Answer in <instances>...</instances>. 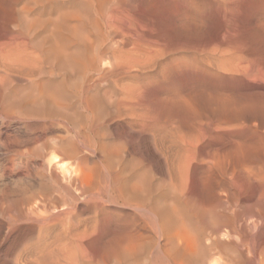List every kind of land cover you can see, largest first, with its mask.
<instances>
[{
	"label": "rangeland",
	"instance_id": "rangeland-1",
	"mask_svg": "<svg viewBox=\"0 0 264 264\" xmlns=\"http://www.w3.org/2000/svg\"><path fill=\"white\" fill-rule=\"evenodd\" d=\"M24 15H29L28 19ZM76 32L78 37L73 34ZM16 33L28 35V49L20 42L27 39L18 34L16 39ZM53 35L62 49H68L63 59L52 51L56 48V42L49 41ZM15 43L23 51L26 48L25 53L31 49L32 58L44 43V50L47 46L49 51L41 60L40 55L35 60L28 57L29 53H14L20 48ZM108 45L113 47L108 49ZM3 54L14 58L11 56L10 61ZM85 57L97 59L88 61ZM15 63L18 67L13 66ZM31 90H35L33 94ZM0 97V140L15 135L20 140L33 139L32 145L44 141V148L37 143L31 149L29 142L22 145L23 149L19 146L17 155L0 148V167H5L0 168V186L12 181L35 184L34 176L40 172L37 168L41 170L43 164L40 154L56 136L60 137L56 140L73 142L80 149L79 158L84 161L80 162V178L86 193L70 191L76 199L73 211L81 227L78 230L89 226L94 231L76 242L64 238L73 246L78 240L80 244L75 249L67 242L75 251L73 254L68 250L69 259L81 254L69 264H121L122 260L126 264H170V259L171 264H177L167 245L173 239V246H183L178 236L182 228L197 245L196 252L183 264H264V0H0ZM4 98L10 101L5 103ZM117 137L123 146L118 145L121 141ZM114 148L120 151L118 156ZM23 150L33 151L36 157L27 154L29 158H24ZM87 173L90 178L85 177ZM136 183L142 186L139 195L130 193ZM123 186L126 192L121 191ZM3 211L0 207V264H38L26 258L27 245L33 243L28 240L37 234V227L23 221L8 230L6 219L1 218ZM57 224L54 232L62 226ZM54 235L45 239L53 241ZM122 242H127L128 251L112 255L111 248ZM44 261L39 264L53 263Z\"/></svg>",
	"mask_w": 264,
	"mask_h": 264
},
{
	"label": "bare ground",
	"instance_id": "bare-ground-1",
	"mask_svg": "<svg viewBox=\"0 0 264 264\" xmlns=\"http://www.w3.org/2000/svg\"><path fill=\"white\" fill-rule=\"evenodd\" d=\"M24 9V8H23ZM26 9V8H25ZM32 10V9H31ZM24 12V11H23ZM25 13V12H24ZM28 13V12H27ZM27 13H25V14H27ZM23 14V13H22ZM30 15V14H29ZM29 15H26V16H29ZM25 15H24V17H26ZM38 16V15H37ZM40 16V15H39ZM66 16V15H65ZM36 17V16H35ZM40 17H42V16H40ZM76 17V16H75ZM30 18H32V17H30ZM33 18H34V16H33ZM26 19H28L27 17H26ZM42 19V18H41ZM54 19H56V18H54ZM58 19L59 18H57V20H55V21H58ZM77 19V18H76ZM33 20V19H32ZM31 20V21H32ZM38 21V20H37ZM52 22V24H53V22L54 21H51ZM69 22V21H68ZM34 23V22H33ZM64 23V22H63ZM70 23V22H69ZM34 24H36V23H34ZM38 24H40V23H38ZM57 24V23H56ZM55 24V25H56ZM65 24V23H64ZM64 24H63V26H64ZM67 24V23H66ZM29 25V24H28ZM37 25V24H36ZM70 25V24H69ZM72 25V24H71ZM74 26H75V23L73 24ZM46 26H48V24H46ZM50 26V25H49ZM52 26V25H51ZM50 26V27H51ZM62 26V25H61ZM74 26L72 27V28H74ZM76 26H77V24H76ZM76 26H75V28H76ZM26 27V26H25ZM31 28V27H30ZM62 28V27H61ZM66 28V26L64 27V29ZM68 28V27H67ZM75 28H74V30H75ZM78 28V27H77ZM29 29V28H28ZM51 29V28H50ZM49 29V30H50ZM63 29V28H62ZM63 29V30H64ZM31 30H33V29H31ZM31 30H30V32H31ZM49 30H47V31H49ZM70 30H71V28H70ZM78 30V29H77ZM76 30V31H77ZM80 30H82L83 31V28L82 29H80ZM80 30H78V32H81ZM20 31V30H19ZM19 31H17V32H19ZM38 31V30H37ZM69 31V30H68ZM46 32V31H45ZM51 31H49L48 33H50ZM72 32H73V29H72ZM42 33H44V32H42ZM42 33H40L41 34V36H42ZM52 33H54L53 31H52ZM52 33H51V35H52ZM18 33H16L14 36H15V38H16V35H17ZM21 34H24L23 32L21 33ZM30 34V33H29ZM40 34H38L37 36H39ZM73 34H77V32L76 33H73ZM81 34V33H80ZM31 35V34H30ZM45 37H46V35H45V33L43 34ZM70 35V34H69ZM82 35V34H81ZM17 36H19L20 38H25V39H27V40H20V42L23 44V45H25V44H27V42H28V35L25 37V35L24 36H20L19 34L17 35ZM32 36V35H31ZM36 36V35H35ZM48 36V35H47ZM56 36V35H55ZM55 36L53 35L52 37H54L53 39H50L49 41H51V40H53V42H56V43H54L53 45H55L56 46V48L54 49V47H53V49H52V51H55V54H56V56L58 57V58H64L63 56H65V53L66 52H68V51H66V49H62V47L59 45V40H56L55 39ZM58 36V35H57ZM71 36V35H70ZM13 37V36H12ZM11 37V38H12ZM30 37V36H29ZM51 37V38H52ZM76 37H78V34L76 35ZM80 37H82V36H80ZM83 37H85V36H83ZM88 37V36H87ZM20 38H18V39H20ZM38 38H40V37H38ZM37 38V39H38ZM42 38V37H41ZM65 38V37H64ZM14 39V38H13ZM17 39V38H16ZM16 39H14L13 41L14 42H16L17 41V43H18V41L19 40H16ZM32 39V38H31ZM58 39V38H57ZM84 39V38H83ZM90 39V38H89ZM40 40V39H39ZM63 40V39H62ZM33 41L35 42L36 41V38H34L33 39ZM33 41H31V42H33ZM86 41H87V38H86ZM9 42V41H8ZM33 42V43H34ZM89 42V41H88ZM17 43H15L16 44V46L17 47H20V48H16V46L14 45V44H12V46L14 45L15 46V48H16V50L17 51H15L14 50V53H16V52H21L22 53V51H23V49L21 48V46L19 45L18 46V44ZM91 43V42H90ZM89 43V44H90ZM110 43V42H109ZM8 44V43H7ZM7 44H6V46H7ZM21 44V45H22ZM29 44V47L31 46L30 45V43H28ZM48 44H50L49 42H48ZM61 44V43H60ZM75 44V43H74ZM88 44V45H89ZM23 45H22V47H23ZM33 46H31L32 47V50L34 49L33 47H34V44H32ZM47 45V44H46ZM64 45H66V44H64ZM86 45H87V43H86ZM92 45V44H91ZM90 45V46H91ZM106 45V44H105ZM105 45H104V47H105ZM5 46V47H6ZM9 46V45H8ZM11 46V45H10ZM11 46V47H12ZM26 47H27V45H25ZM43 46H45V43H44V45ZM43 46H39L40 48H39V53L37 54V56H34V58H32L31 57V55L32 54H30V51H31V49L30 50H27V53H25V49H24V54H27V55H29L30 54V56H28V57H31V59H35V57H39V55H40V57H39V59L40 58H44L45 57V55H46V53L49 51V49L47 48V46H46V49L44 50V47ZM74 46V45H73ZM5 47H3V49H5ZM80 47V46H79ZM82 47V46H81ZM89 47V46H88ZM88 47H84V48H88ZM108 49H111L110 47H113L112 45L111 46H109L108 45ZM12 48H14V47H12ZM11 48V49H12ZM50 48V47H49ZM72 47H70V50H74V47H73V49H71ZM90 48V47H89ZM91 48H92V46H91ZM90 48V49H91ZM10 49V48H9ZM22 49V50H21ZM27 49H28V47H27ZM103 48H101V50H102ZM6 51H8V49H5ZM34 50H36V49H34ZM51 50V49H50ZM64 50H65V52H64ZM68 50V49H67ZM69 50V51H70ZM100 50V49H99ZM5 51V52H6ZM12 51V50H11ZM29 51V52H28ZM38 51V50H37ZM36 51V52H37ZM77 51V50H76ZM75 51V52H76ZM81 51H82V49H81ZM85 51H86V49H85ZM85 51H84V53H85ZM104 51H107V47H106V49L105 50H103L102 51V53L104 52ZM5 52H3V53H5ZM18 52V53H19ZM32 52V51H31ZM80 52V51H79ZM29 53V54H28ZM83 53V52H82ZM83 53V54H84ZM92 53V52H91ZM94 53V52H93ZM102 53H100V55L102 54ZM106 53V52H105ZM9 54V53H8ZM12 55H13V53H11ZM23 54V53H22ZM21 54V55H22ZM33 54H34V52H33ZM67 54V53H66ZM97 54H98V52H97ZM6 55V54H5ZM4 54L2 55L3 57L5 56ZM11 55V56H12ZM15 55V54H14ZM13 55V56H14ZM35 55V54H34ZM80 56H82L81 54H79ZM87 55H88V51H87ZM99 55V56H100ZM103 55V54H102ZM1 56V57H2ZM9 56V55H8ZM11 56H9V57H7V55H6V57L9 59V58H11ZM12 56V58H14ZM19 56V55H18ZM99 56H95V57H98L99 58ZM105 56V55H104ZM22 56H20V58H21ZM27 57V56H26ZM84 57V56H83ZM93 57H94V55H93ZM109 57V56H108ZM107 57V58H108ZM111 57V56H110ZM117 57V56H116ZM115 56H114V58L115 59H117ZM15 58H16V55H15ZM23 58H25V57H23ZM57 58V59H58ZM81 58V57H80ZM86 58V57H85ZM100 58H104V57H100ZM8 59H5L6 60V62H7V60ZM16 59H18V57L16 58ZM15 59V60H16ZM25 59H27V58H25ZM31 59H30V62H31ZM37 59V58H36ZM35 59V60H36ZM81 59H83V58H81ZM87 59V58H86ZM88 59H89V57H88ZM87 59V60H88ZM92 60H94L93 58H91ZM91 59H89L88 61H92ZM97 59V58H96ZM95 59V60H96ZM112 60H113V58H111ZM115 59H114V62H116L115 61ZM2 60V59H1ZM3 60H4V58H3ZM2 60V61H3ZM10 60V59H9ZM18 60H19V62H18ZM17 61H16V63L18 62V63H20V64H22V63H24L25 61H21L20 62V59H18ZM22 60V59H21ZM24 60V59H23ZM41 60V59H40ZM50 60V59H49ZM49 60H47V61H49ZM60 60V59H59ZM94 60V61H95ZM105 60V59H104ZM108 60V59H107ZM10 61H12V59L10 60ZM8 62V63H12V62ZM33 61V60H32ZM38 61V60H37ZM51 61V60H50ZM55 61V60H54ZM58 61V60H57ZM62 61H65V60H62ZM86 61V60H85ZM93 61V62H94ZM28 62H29V60H28ZM36 62V61H35ZM56 62V61H55ZM75 63H76V61H74ZM92 62V63H93ZM108 62V61H107ZM110 62V61H109ZM112 62V61H111ZM15 63V64H16ZM31 63H33V62H31ZM38 63H39V61H38ZM41 63V62H40ZM65 63H67V62H65ZM87 63V62H86ZM96 63V62H95ZM113 63V62H112ZM111 63V64H112ZM14 64V63H13ZM45 64V63H44ZM80 64V63H79ZM85 64V63H84ZM88 64H90L89 62H88ZM97 64V63H96ZM114 64V63H113ZM18 64H16V65H13V66H16V67H18L17 66ZM24 65L26 66V64L24 63ZM24 65H22L23 67H24ZM28 65V64H27ZM31 64H29V66H30ZM86 65V64H85ZM92 65V64H91ZM95 65V64H94ZM21 66V65H20ZM19 66V67H20ZM28 66V67H29ZM32 66V65H31ZM35 66V68H36V65H34ZM38 66V65H37ZM48 66V65H47ZM46 66V67H47ZM68 66H69V64H68ZM93 66V65H92ZM98 66V65H97ZM39 67V69H40V66H38ZM37 67V68H38ZM79 67V66H78ZM87 67H88V65H87ZM26 68V67H25ZM31 68V67H30ZM34 68V67H33ZM44 68H45V66H44ZM73 68V67H72ZM75 68V67H74ZM86 68V67H85ZM90 68V67H89ZM10 69H12L11 67H10ZM18 69V68H17ZM28 69V68H27ZM69 69H70V67H69ZM88 69V68H87ZM95 69H97V68H95ZM31 70H37V69H32L31 68ZM45 71H46V69H44ZM43 70V71H44ZM27 71H29V70H27ZM50 71V70H49ZM24 72V71H23ZM26 72V71H25ZM31 73H32V71H30ZM34 72V71H33ZM42 72V71H41ZM36 73V72H35ZM34 73V74H35ZM39 73V72H38ZM43 74H44V72H42ZM46 73V72H45ZM48 73H50V72H48ZM47 73V74H48ZM25 74V73H24ZM33 74V73H32ZM41 74V73H40ZM39 74V75H40ZM27 75H29V77H30V74L28 73ZM35 76H37V75H35ZM34 76V77H35ZM44 76V75H43ZM42 76V77H43ZM39 79H40V76H39ZM31 80H33L32 79V76H31ZM41 80V79H40ZM64 80V79H63ZM38 81V80H37ZM50 81V80H49ZM48 81V82H49ZM31 83H32V81H31ZM35 83V82H34ZM38 84V83H37ZM36 84V85H37ZM55 85V84H54ZM61 86H62V84L60 85V88H61ZM28 87V86H27ZM45 87V86H44ZM28 89H29V87H28ZM24 90V89H23ZM61 90V89H60ZM35 91V90H34ZM33 90H31V94H33V92H34ZM48 93L47 94H50L49 93V91H47ZM37 93V92H36ZM35 93V94H36ZM40 93V92H39ZM39 93H37V94H39ZM42 93V92H41ZM43 93H46V91L45 92H43ZM17 94V93H16ZM16 94H14V95H16ZM19 94V93H18ZM12 95V94H11ZM40 96H41V94H39ZM39 95H37V96H39ZM45 95V94H44ZM44 95H42V96H44ZM46 96H48L49 97V95H45V97ZM51 96H52V94H51ZM12 96H9V98H11ZM16 97H18V96H16ZM13 98H14V96H13ZM19 98V97H18ZM47 98V97H46ZM56 98V97H55ZM0 99H1V97H0ZM5 99V101L8 99H6V98H4ZM26 99H28V98H26ZM26 99H25V101H26ZM39 99V98H38ZM9 100V99H8ZM7 100V102H5V103H8L9 101ZM44 100V99H43ZM18 101V100H17ZM21 101H22V99H21ZM24 101V100H23ZM29 101V100H28ZM35 101V100H34ZM49 101H50V99H49ZM53 101V100H52ZM55 101V100H54ZM53 101V102H54ZM126 101V100H125ZM16 102V101H15ZM31 102H33V101H31ZM43 101H41V103H42ZM23 103V102H22ZM24 103H26V102H24ZM49 103V102H48ZM129 103V102H128ZM1 104V103H0ZM12 104H13V102H12ZM45 104H46V102H45ZM44 104V105H45ZM121 104V103H120ZM14 105V104H13ZM47 105V104H46ZM125 105V104H124ZM0 106H2V104L0 105ZM16 106V105H15ZM48 106V105H47ZM53 106H55L54 104H53ZM86 106V105H85ZM21 107H22V105H21ZM28 107H29V105H28ZM35 107V106H34ZM46 106H43L42 108H45ZM57 107H60V106H57ZM3 109H5V110H7L8 108H6V107H2ZM14 108V107H13ZM24 108V107H23ZM47 108V107H46ZM48 108H50V107H48ZM62 108V107H61ZM32 109V108H31ZM39 109H40V107H39ZM90 109V108H89ZM5 110H3V113H4V111ZM9 110V109H8ZM33 110V109H32ZM41 110V109H40ZM52 110V109H51ZM63 109H61V111H62ZM66 110V109H65ZM90 110H92V109H90ZM30 111V110H29ZM35 111V110H34ZM37 111V110H36ZM58 111V110H57ZM56 111V112H57ZM60 111V112H61ZM66 111H68V110H66ZM99 111V110H98ZM112 111V110H111ZM46 112V111H45ZM44 112V113H45ZM64 112V111H63ZM1 113V112H0ZM5 113H7V111H5ZM33 113V112H32ZM43 112H42V114H44ZM114 113V112H113ZM124 113V112H123ZM14 114V113H13ZM41 114V113H40ZM97 114V113H96ZM1 115H2V117H3V114L1 113ZM7 115V114H6ZM6 115H5V117L4 118H6ZM9 115V114H8ZM7 115V116H8ZM12 115V114H11ZM10 115V116H11ZM46 115H47V113H46ZM56 115H59V114H56ZM55 115V116H56ZM114 115V114H113ZM116 116H114V117H119V115H117V114H115ZM18 116V115H17ZM44 116H45V114H44ZM59 116H61V115H59ZM123 116V115H122ZM27 117V116H26ZM117 117V118H118ZM20 118V117H19ZM9 119V118H8ZM28 119H30V118H28ZM31 119H33V118H31ZM37 119V118H36ZM48 119H51V118H48ZM55 119V118H54ZM21 120H23L22 118H21ZM25 120H27V118L25 119ZM23 121V122H27V121ZM33 120H35V119H33ZM56 120V119H55ZM59 120V119H58ZM29 121V120H28ZM31 121V120H30ZM36 121V120H35ZM41 121V120H40ZM47 121V120H46ZM46 121H44V122H46ZM90 121V120H89ZM59 122V121H58ZM98 122V121H97ZM30 123V122H29ZM36 123H37V121H36ZM39 123V122H38ZM43 123V122H42ZM61 123V122H60ZM92 123V122H91ZM95 123V122H94ZM100 123V122H99ZM33 124V123H32ZM34 124H35V122H34ZM49 124V123H48ZM31 125V124H30ZM30 125H27L28 126V128H30ZM49 125H52V124H49ZM55 125V124H54ZM102 125V124H101ZM33 126V125H32ZM42 126V125H41ZM48 126V125H47ZM53 126V125H52ZM56 126V125H55ZM89 126H90V124H89ZM92 126V125H91ZM25 127H26V125H25ZM34 127H37V126H34ZM49 127V126H48ZM60 127V126H59ZM86 127V126H85ZM27 128V130L29 131V129ZM38 128H40V127H38ZM47 128V127H46ZM49 128H51V126L49 127ZM53 128V127H52ZM58 128V127H57ZM63 128V127H62ZM91 128V127H90ZM31 129V128H30ZM48 129V128H47ZM65 129V128H64ZM88 129H89V127H88ZM25 130V129H24ZM42 130H43V128H42ZM41 129H40V131H42ZM61 130V129H60ZM81 130V129H80ZM91 130H93V129H91ZM33 131V130H32ZM38 131V130H37ZM45 131H47V130H45ZM87 131V130H86ZM95 131V130H94ZM102 131V130H101ZM100 131V132H101ZM30 132V131H29ZM84 132H85V130H84ZM83 132V134H88V131L86 132V133H84ZM90 132V131H89ZM104 132H105V130H104ZM107 132V131H106ZM105 132V133H106ZM36 133V132H35ZM45 133V132H44ZM70 133V132H69ZM97 133V132H96ZM105 133H101L100 135H102V134H104L105 135ZM11 134H13L12 132H11ZM32 134V133H31ZM46 134V133H45ZM45 134H43V135H45ZM87 134H86V138L88 137L89 138V136H87ZM125 134H126V132H125ZM1 135V134H0ZM22 135H24L23 133H22ZM37 135H39V134H37ZM42 135V136H43ZM65 135V134H64ZM89 135V134H88ZM96 135V134H95ZM110 135V134H109ZM20 136V135H19ZM25 136H27V135H25ZM31 136V135H30ZM32 136H34V135H32ZM41 136V137H42ZM61 136V135H60ZM92 136V135H91ZM90 136V137H91ZM3 137V136H2ZM35 137V136H34ZM55 137V136H54ZM57 137H59V136H56V138ZM67 137V136H66ZM76 137V136H75ZM83 137L85 138V136L83 135ZM94 137V136H93ZM102 137L103 136H101V139H102ZM19 137H17V136H15V135H13V136H8L7 138H6V140H0V148L4 151H10V152H13L12 153V155H17V153L19 152V150H18V147L19 146H21V148H22V145H26L28 142L30 143V140H32L33 141V139H26V138H24L23 140H20V139H18ZM21 138V137H20ZM30 138V137H29ZM36 138V137H35ZM53 138V137H52ZM56 138L54 139L53 138V142H52V140L50 139V142L49 143H51L52 142V144H50V146L49 147H47V148H45V149H47L46 150V152L45 153H43V154H40L41 155V158H42V160H43V164L41 165V163H39L42 167L40 168L41 170H39V168H37V170L38 171H40V172H38L37 173V175H36V177L34 176V180L36 181V183L35 184H32V183H25V182H19V181H16V182H9V183H3V184H1V186H0V207H1V210L2 209H4V211H3V215H2V217L1 218H3L4 219V221H5V219H6V222H7V226L8 227H6V228H8V230H10L11 228L14 230V228L16 227V226H18V224L20 225L21 224V222H23V221H29V223L28 224H31V225H33V224H35V226L37 227V228H35V227H32L33 229L35 228V231H36V229L38 230V231H36L37 232V234L36 235H34V234H32V239H30V240H28V241H30L31 242V240H33L32 242V244L31 245H27L26 243H27V240H26V245H27V257L26 258H28V260H33V261H35L36 263H38L39 264V261H41L42 259H43V261L44 260H48L47 262H53V263H51V264H66V262H68L69 260H74V259H76L79 255H81V254H79V252H78V256H76V255H74L76 258H74V259H71V257H70V259H69V257H68V255H71V254H69L70 252H68V250H71V253H73V254H75L74 252H72V247L71 246H69L68 245V243L65 241L64 242V238H66V237H68V238H70V240L72 241V240H75V239H81V238H83V237H85V235L88 233V231L90 232V233H92V230L94 231V229H92L91 231H90V227L88 226V224H87V228H82V230H78V228L80 227H78V218H75L76 217V214L74 213L75 211H73V206H74V200H76V199H74V197L72 196V194H71V190H73V191H75L76 193H77V195L79 194H84V193H86L85 191H84V189H86V186H85V184L83 183V181L81 180V178H80V172H81V170H80V164L81 163H84V161L83 162H81V158H79V150L76 148L77 146L75 145V143H74V145L76 146H74L73 145V142H72V144H70L69 142L68 143H66V142H64L63 141V139L62 140H59L60 139V137H59V139H57L56 140ZM69 138V137H68ZM72 138V137H71ZM79 138V137H78ZM116 138V137H115ZM118 138V140L119 141H121L122 142V140L120 139V137H117ZM36 139H38V138H36ZM49 138L47 137V140H48ZM45 140V139H44ZM54 140H56V141H54ZM75 140H76V138H75ZM79 139H77V141H78ZM86 140V139H85ZM90 140H93V138H91ZM115 140V139H114ZM114 140H113V142H114ZM74 141V140H73ZM105 141V140H104ZM92 144H93V142L92 141H90ZM112 142V143H113ZM120 142V144H118V145H120V146H123L124 144V142H122L121 143ZM38 143V141L36 142V143H34V145L35 144H37ZM41 143V142H40ZM40 143H38V144H40ZM43 143H44V141H43ZM43 143L42 144H40V146L41 147H43L44 148V145H43ZM46 143V142H45ZM84 143V142H83ZM83 143H81V145L83 146L84 144ZM87 143H89V140L87 141ZM95 143H96V141H95ZM117 143H119V142H117ZM32 144H33V142H32ZM31 143H30V146L29 147H31V146H33L31 149H33L34 148V145H32ZM79 144H80V141H79ZM90 144V143H89ZM102 144V143H101ZM103 144H104V142H103ZM102 144V145H103ZM108 144V143H107ZM114 144V143H113ZM48 145V144H47ZM105 145V144H104ZM45 146H46V144H45ZM93 146V145H92ZM111 146V144L109 145V146H107V147H109V149L112 147H110ZM114 146H116V143L114 144ZM119 146V147H120ZM25 147H27V146H25ZM24 147V148H25ZM40 147V148H41ZM85 147V146H84ZM88 147V146H87ZM102 147H104V146H102ZM118 146H117V148L116 149H120ZM20 148V149H21ZM40 148H38L39 150H40ZM42 148V149H43ZM86 148V147H85ZM97 148V147H96ZM101 148V147H100ZM100 148H99V150H100ZM1 149H0V151H1ZM23 149V148H22ZM27 149V148H26ZM28 149H30V148H28ZM84 149V148H83ZM92 149V148H91ZM108 149V150H109ZM113 149V148H112ZM115 149V148H114ZM115 149V152H117L116 153V155L118 156V153L120 152L119 150V152L117 151ZM35 150V149H34ZM85 150V149H84ZM93 150V149H92ZM91 150V151H92ZM105 150H107L106 148H105ZM121 150V149H120ZM3 151H2V153H3ZM41 151V150H40ZM43 151V150H42ZM97 151V150H96ZM101 151H102V153H103V150L101 149ZM109 151H112V153H113V150H109ZM82 152V151H81ZM108 152V151H107ZM39 153V152H38ZM100 153V152H99ZM101 153V155H103ZM105 153V152H104ZM1 154V153H0ZM22 154H23V156L25 155V157L24 158H29L28 156H27V154L30 156V158H31V156H34L35 155V153L33 152V151H31V150H23L22 151ZM49 154V156L47 157V155ZM108 154V153H107ZM9 155V154H8ZM7 155V156H8ZM19 155V154H18ZM37 155V154H36ZM116 155H115V157H116ZM21 156V154L19 155V157ZM27 156V157H26ZM38 156H39V154H38ZM37 156V157H38ZM3 157H4V155H3ZM13 157V156H12ZM14 157H16V156H14ZM34 157H36V156H34ZM47 157V158H46ZM103 157V156H102ZM109 157V156H108ZM110 157H111V153H110ZM112 157H114V156H112ZM7 158V157H6ZM5 158V159H6ZM17 158V157H16ZM33 158V157H32ZM65 158H66V160L68 159L69 161H65ZM4 159V158H3ZM11 159V158H10ZM18 159V158H17ZM37 159H40V158H37ZM87 159V158H86ZM16 160V159H15ZM35 160V159H34ZM84 160V159H83ZM116 160H118V158L116 159L115 158V160L114 161H116ZM13 161V160H12ZM24 161H26V160H24ZM23 160H22V162L23 163H25ZM32 161V160H31ZM87 161V160H86ZM85 161V162H86ZM34 162V161H33ZM36 162V161H35ZM81 162V163H80ZM112 162V161H111ZM119 162V161H118ZM117 162V163H118ZM11 163V162H10ZM28 163V162H27ZM30 163H32V162H30ZM114 163V162H113ZM116 162H115V164H117ZM112 164V163H111ZM133 164V163H132ZM33 165V164H32ZM134 165V164H133ZM135 165H136V163H135ZM134 165V166H135ZM5 166V165H4ZM116 166H118V164L116 165ZM116 166H113L114 168L116 167ZM124 166V165H123ZM129 166V165H128ZM131 166V165H130ZM39 167V166H38ZM94 167H95V165H94ZM1 169H5V167L4 168H2V167H0ZM26 168V167H25ZM29 168H31V167H29ZM29 168L27 169V170H29ZM36 168V167H35ZM85 168V167H84ZM118 168V167H117ZM117 168H116V170H117ZM131 168V167H130ZM139 168V167H138ZM98 169V168H97ZM128 169H129V167L127 168V170L126 171H128ZM135 169V168H134ZM14 170V169H13ZM24 170H26V169H24ZM34 170V169H33ZM108 170V169H107ZM107 170H105V171H107ZM112 170H113V168H112ZM131 170V169H130ZM129 170V171H130ZM2 171V170H1ZM29 171H31V170H29ZM89 171V170H88ZM111 171V170H110ZM25 172V171H24ZM35 172V171H34ZM37 172V171H36ZM103 172V171H102ZM133 172V171H132ZM28 174L27 175H29V173L30 172H27ZM32 173V175H33V171L31 172ZM108 173V172H107ZM141 173V172H140ZM83 174H85L84 172H83ZM83 174H82V176H83ZM109 174H111V173H109ZM114 174H116L115 172H114ZM145 173H143L142 175H140V176H143ZM26 175V174H25ZM31 175V174H30ZM23 176H24V174H23ZM87 176V177H86ZM89 175H88V173H87V175H85V177L86 178H90V177H88ZM107 176V175H106ZM109 176V175H108ZM107 176V177H108ZM123 176V175H122ZM84 177V178H85ZM110 177V176H109ZM115 177H116V175H115ZM115 177H113V178H115ZM136 177V176H135ZM32 178H33V176H32ZM118 178V177H117ZM22 179V178H21ZM119 179H121V178H119ZM137 179V178H136ZM138 179H140V177L138 176ZM143 179H144V177H143ZM17 180V179H16ZM84 180V179H83ZM91 180V179H90ZM108 180V179H107ZM110 180V179H109ZM140 180H142V178L140 179ZM27 181V180H26ZM88 181V180H87ZM117 181V180H116ZM115 181V182H116ZM120 181V180H119ZM129 181V180H128ZM127 181V182H128ZM138 181V180H137ZM85 182V181H84ZM104 182V181H103ZM111 184H113L112 183V181H109ZM114 182V181H113ZM133 182H135L134 180H133ZM140 182V181H139ZM118 183V182H117ZM130 183V182H129ZM141 183V182H140ZM150 183H152L151 181H150ZM89 184V183H88ZM92 184V183H91ZM139 184V183H138ZM153 184V183H152ZM87 185V184H86ZM97 185H98V183H97ZM108 185V184H107ZM107 185H106V187H107ZM126 185V184H125ZM131 185V184H130ZM89 186V185H88ZM109 186H110V184H109ZM115 186V184L113 185V187ZM112 187V188H113ZM115 187H117V185L115 186ZM105 188V187H104ZM130 188H131V186H130ZM141 188H142V186H140V185H137V183L135 184V185H133V188L130 190V193L131 194H137V195H139V193L142 191L141 190ZM96 188H94V190H95ZM99 189V188H98ZM110 189V188H109ZM91 190V189H90ZM99 190H101V189H99ZM106 190L107 189H105V192H106ZM115 190H116V188H115ZM118 190V189H117ZM116 190V191H117ZM126 190H127V187L126 186H123V188L121 189V191L122 192H126ZM92 191V190H91ZM102 191H104L103 189H102ZM110 191V190H109ZM128 191H129V189H128ZM152 191H153V189H152ZM152 191H150V192H152ZM88 192V191H87ZM112 192V191H111ZM157 192V191H156ZM107 193V192H106ZM109 193V192H108ZM144 193V192H143ZM97 194H99V192L97 193ZM113 194V193H112ZM111 194V195H112ZM116 194H117V192H116ZM126 194V193H125ZM145 194V193H144ZM155 194V193H154ZM108 196L110 195V194H107ZM118 195V194H117ZM142 195V194H141ZM147 195V194H146ZM87 196H88V194H87ZM89 196H90V194H89ZM94 196V195H93ZM128 196V195H127ZM133 196V195H132ZM86 197V196H85ZM114 197V196H113ZM143 197H145V196H143ZM82 198V197H81ZM89 198V197H88ZM100 198H102V197H100ZM117 198V197H116ZM148 198V197H147ZM139 199H141L140 197H139ZM144 199V198H143ZM80 200H82V199H80ZM108 200H110L109 198H108ZM111 200H112V197H111ZM134 200V199H133ZM78 201V200H77ZM113 201V200H112ZM115 202V201H114ZM117 202V201H116ZM115 202V203H116ZM148 202V201H147ZM79 203V202H78ZM118 203V202H117ZM120 203V202H119ZM149 203V202H148ZM160 203V202H159ZM81 205L80 206H82V203H80ZM172 205H173V203H171ZM122 205H124V204H122ZM126 207H129V208H131V206H126ZM137 207H139L140 209H141V206H137ZM148 207V206H147ZM175 207V206H174ZM177 207H178V205H177ZM76 208H78L77 207V205H76ZM124 208V207H123ZM132 208H133V206H132ZM134 208H135V206H134ZM138 208V209H139ZM79 209V208H78ZM139 209V210H140ZM143 209V208H142ZM146 209V208H145ZM179 209V208H178ZM137 210V209H136ZM176 210V209H175ZM142 211H145L144 209L142 210ZM147 211H149L148 209H147ZM85 212V211H84ZM176 212V211H175ZM141 213V212H140ZM151 213V212H150ZM207 213L209 214V212L207 211ZM78 214H81V213H78ZM177 214V213H176ZM194 214V213H193ZM153 216H154V214H152ZM211 215V214H210ZM130 216H131V214H130ZM195 216H197V215H195ZM60 217V218H59ZM79 217H81L80 215H79ZM145 217V216H144ZM157 217V216H156ZM156 217H155V219H156ZM177 217H179L178 215H177ZM194 217V216H193ZM82 218V217H81ZM145 218H147V216L145 217ZM207 218V217H206ZM210 218H212V217H210ZM82 219H84V218H82ZM154 219V220H155ZM64 220V221H63ZM145 220V219H144ZM148 220V219H147ZM183 221H184V219H182ZM195 220V219H194ZM215 220V219H214ZM5 222V223H6ZM62 223V228L60 229L59 228V230H57V231H55L54 232V230H56V226L58 225L57 223ZM142 222V221H141ZM150 222V221H149ZM212 222V221H211ZM155 223H156V221H155ZM186 223V222H185ZM23 224V223H22ZM149 224V223H148ZM165 224H166V222H165ZM215 224V223H214ZM24 225V224H23ZM23 225H21V226H23ZM60 225V224H59ZM82 225V224H81ZM92 226V225H91ZM157 225H155V227H156ZM5 227V226H4ZM59 227V226H58ZM85 227H86V225H85ZM128 227V226H127ZM158 227V226H157ZM185 227V226H184ZM186 227H188L187 225H186ZM198 227V226H197ZM19 228V227H18ZM17 228V229H18ZM21 228V227H20ZM19 228V229H20ZM27 228V227H26ZM26 228H24V230L26 229ZM81 228V227H80ZM91 228H93V227H91ZM123 228H125V227H123ZM130 229H131V227H129ZM146 228V227H145ZM11 229V230H12ZM143 229H144V227H143ZM143 229H142V231H143ZM5 230H7V229H5ZM7 230V231H8ZM30 230V229H29ZM133 230V229H132ZM146 230V229H145ZM152 230V229H151ZM1 231V230H0ZM18 232H19V230H17ZM31 231V230H30ZM121 231H124V230H121ZM127 231V230H126ZM162 231V230H161ZM177 231V230H176ZM17 232V233H18ZM21 232H22V229H21ZM29 232V231H28ZM28 232H26V233H28ZM32 233H33V231H31ZM134 232V231H133ZM138 232V231H137ZM147 233V231H144V233ZM178 232V231H177ZM6 233V232H5ZM8 233V232H7ZM25 232L23 231V234H24ZM89 233V234H90ZM121 233V232H120ZM149 233H151V232H149ZM163 233V232H162ZM12 234H14V232L12 233ZM49 234H55L54 235V239H53V241L51 240V238L49 237V239L51 240V241H47L46 239H45V236L47 237V236H49ZM143 234V233H142ZM158 234V233H157ZM20 235H21V233H20ZM30 235H31V233H30ZM29 235V236H30ZM113 235H115V234H113ZM116 235H118V234H116ZM115 235V236H116ZM152 235V234H151ZM196 235V234H195ZM22 236V235H21ZM26 236V235H25ZM115 236H113V239L115 238ZM163 236H165V235H163ZM178 236H179V239L181 240V242H183L184 244H183V246L181 245V247H178V246H173V244L174 243H172V240H170V243H171V245L170 246H168L167 244H165V245H167V250H169V251H171V253H172V255H173V257L175 258L173 261H175V260H178L179 261V263L180 264H183V263H185L188 259H189V257H190V255L191 254H193V253H195L196 251H195V249H196V244H195V242H194V239L191 237V235L189 234V232L185 229V228H182V230L181 231H179L178 232ZM9 237V236H8ZM27 237H28V234H27V236H26V239H27ZM31 237H29V238H31ZM118 237V236H117ZM117 237L115 238V241L116 240H118L117 239ZM167 237V236H166ZM169 237V236H168ZM12 238H14V237H12ZM17 238V237H16ZM21 239V238H20ZM67 239V238H66ZM84 239V238H83ZM111 239H112V237H111ZM16 240V239H15ZM14 240V241H15ZM17 240H19V239H17ZM23 241V240H22ZM22 241H20V242H22ZM70 241V242H71ZM77 240H75V242H76ZM81 241V240H80ZM109 241H111V240H109ZM120 241V240H119ZM142 241H144V240H142ZM146 241H147V239H146ZM74 242V243H75ZM78 242H79V240H78ZM78 242H77V246L79 247L80 246V244L78 245ZM118 242V241H117ZM24 243V242H23ZM110 243V242H109ZM112 243L114 244V242L112 241ZM129 243V242H128ZM134 243V242H133ZM151 243V242H150ZM30 244V243H29ZM70 244V243H69ZM73 243H71L70 245H72ZM107 244H108V242H107ZM111 244V243H110ZM109 244V245H110ZM113 244H112V246H113ZM118 244V245H117ZM116 245L117 246H115V247H112L111 248V250H110V252L112 253V255H119V254H122V253H125L126 251H128V249H129V247H128V244H127V242H122V243H117ZM19 245V244H18ZM21 245V244H20ZM163 245V244H162ZM21 246H23V245H21ZM73 246V245H72ZM75 246V249H76V245H74ZM73 246V247H74ZM106 246V245H105ZM108 246V245H107ZM146 246H148V245H146ZM200 246V245H199ZM139 247V246H138ZM162 247V246H161ZM23 248H25V247H23ZM72 248V249H71ZM157 248V247H156ZM105 249V248H104ZM139 249V248H138ZM200 249H201V246H200ZM204 249V248H203ZM207 249V248H206ZM16 250H17V248H16ZM143 250V249H142ZM197 250H199V248H197ZM78 250H76V252H77ZM195 251V252H194ZM105 252V251H104ZM201 253H202V251H200ZM23 253H24V251H23ZM22 253V254H23ZM102 253V252H101ZM140 253H141V251H140ZM201 253H200V255H201ZM209 253V252H208ZM131 254V253H130ZM143 254V253H142ZM141 254V255H142ZM19 255V254H18ZM25 255V256H26ZM102 255V254H101ZM100 255V256H101ZM166 255V254H165ZM198 255V254H197ZM203 255L204 254H202V257H203ZM100 256H99V258H100ZM132 256V255H131ZM131 256H130V258H131ZM136 256H138V255H136ZM163 256V255H162ZM208 256V255H207ZM210 256V255H209ZM208 256V257H209ZM19 257V256H18ZM82 257V256H81ZM81 257H80V259H81ZM85 257H87V256H85ZM102 258H104V256L102 255L101 256ZM167 257V256H166ZM66 258H68V259H66ZM84 258V257H83ZM88 258V257H87ZM123 258V257H122ZM121 258V259H122ZM132 258H133V256H132ZM136 258V257H135ZM200 258H201V256H200ZM89 259V258H88ZM92 259V258H91ZM112 259V258H111ZM160 259V258H159ZM204 259V258H203ZM27 260V259H26ZM66 260H68V261H66ZM79 260V259H78ZM102 260V259H101ZM132 260V259H131ZM72 261H69L68 262V264L69 263H72ZM77 261V260H76ZM100 261V260H99ZM104 261V260H103ZM162 261V260H161ZM166 261H169V260H167L166 259ZM171 261H172V259H170V264H171ZM207 259H206V263H207ZM218 261V260H217ZM45 262V261H44ZM74 262V261H73ZM98 262V261H97ZM128 262V261H127ZM129 262H131V261H129ZM160 262V261H159ZM177 262V261H176ZM77 263V262H76ZM104 263H105V261H104ZM121 263V262H120ZM123 263H125V262H123V260H122V263L121 264H123ZM175 263V262H174ZM179 263H177V264H179ZM217 263H219V261L218 262H216L215 264H217ZM15 264H18L17 262L15 263ZM21 264H23V262L21 263ZM25 264H27V263H25ZM75 264V263H74ZM83 264V263H82ZM96 264V263H95ZM109 264H111V263H109ZM126 264V263H125ZM168 264V263H167Z\"/></svg>",
	"mask_w": 264,
	"mask_h": 264
}]
</instances>
